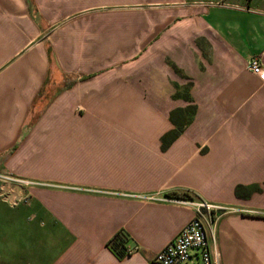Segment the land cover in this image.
Masks as SVG:
<instances>
[{"label":"crops","instance_id":"0c3cea01","mask_svg":"<svg viewBox=\"0 0 264 264\" xmlns=\"http://www.w3.org/2000/svg\"><path fill=\"white\" fill-rule=\"evenodd\" d=\"M251 57L264 68V0H0V173L42 183L0 179V264H149L198 202L228 207L218 264H264ZM187 84L195 114L162 149Z\"/></svg>","mask_w":264,"mask_h":264},{"label":"built area","instance_id":"2783aa9c","mask_svg":"<svg viewBox=\"0 0 264 264\" xmlns=\"http://www.w3.org/2000/svg\"><path fill=\"white\" fill-rule=\"evenodd\" d=\"M246 69L259 75L264 80V68L257 57H251L247 61ZM0 179L12 181L26 188L42 184L34 180L12 177L1 173ZM28 195L26 191L19 196H15L12 203L27 201ZM1 197L7 198V195L5 193L2 194L1 191ZM147 198L162 200L159 197L148 196ZM165 199L163 198V200ZM177 201L180 202L179 200ZM194 205V214L190 220L179 230L174 238L156 252L149 264H218V254L210 247L209 241L212 236L209 237L208 232L212 222L210 211L213 208H220V206L207 202H198Z\"/></svg>","mask_w":264,"mask_h":264},{"label":"trees","instance_id":"16d2710c","mask_svg":"<svg viewBox=\"0 0 264 264\" xmlns=\"http://www.w3.org/2000/svg\"><path fill=\"white\" fill-rule=\"evenodd\" d=\"M189 84H187V88L184 87L183 91L178 93H174V97L181 96L183 99L188 101L189 103L185 107L174 108L170 111L169 120L173 124V128L165 132L161 136V147L165 149L191 122L193 115L195 114L196 108L191 103V98L187 92ZM187 89V90H186ZM258 189L253 186H246L243 184H237L234 190L235 196L239 198H244L249 196L251 190ZM167 197L174 199H183L187 197V194L184 192H171L167 194ZM127 236L124 233L115 234L108 242L109 248L116 254L118 258H122L127 255L128 249L126 247Z\"/></svg>","mask_w":264,"mask_h":264},{"label":"rangeland","instance_id":"374dc122","mask_svg":"<svg viewBox=\"0 0 264 264\" xmlns=\"http://www.w3.org/2000/svg\"><path fill=\"white\" fill-rule=\"evenodd\" d=\"M225 208V209H223ZM228 207H221V208H213L211 211H210V216H211V219H212V222H211V226H213V223H214V220L215 218L220 215L221 213H223L225 210H227ZM245 213H249V214H254L253 211L251 210H246Z\"/></svg>","mask_w":264,"mask_h":264}]
</instances>
